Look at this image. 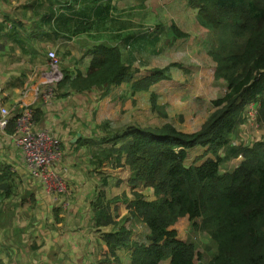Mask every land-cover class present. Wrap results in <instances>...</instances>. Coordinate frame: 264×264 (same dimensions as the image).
I'll return each mask as SVG.
<instances>
[{
    "label": "trees",
    "instance_id": "trees-1",
    "mask_svg": "<svg viewBox=\"0 0 264 264\" xmlns=\"http://www.w3.org/2000/svg\"><path fill=\"white\" fill-rule=\"evenodd\" d=\"M188 2L199 9L201 23L215 30L216 41L209 55L216 63V77L223 78L227 88L212 100L214 109L198 131H182L170 121L160 126L137 123L117 128L109 121L102 124L104 135L93 154L94 162L97 166L104 162L128 166L134 197L128 200L125 193L109 197L104 188L107 177L103 178V188L95 191L91 201L93 225H116L117 202L122 199L148 228L147 242L134 240L133 230L124 221L104 231L102 261L107 264H124L118 255L121 248L130 249L129 264H196L197 258L201 264H264V139L247 144L233 137L249 104L256 109L255 120L264 126V0ZM103 11L98 7V16L108 14ZM76 24L74 30L52 31L68 37L91 28L83 22ZM170 28L174 39L190 35L176 23ZM132 37L130 34L122 40L127 42ZM88 55L86 70L71 73L63 66L59 85H67V95L93 89L104 97L112 85L130 83L132 94L150 91V106L157 108L158 93L152 86L170 78L166 69L155 68L136 79L134 71L139 65L135 59L126 62L119 45L98 43ZM43 114L42 107L34 109L35 123L43 120ZM14 126L12 117L7 125L9 133ZM197 146L201 150L188 163ZM238 157L241 161L233 170H222L221 163ZM1 176L0 186L6 188L7 174ZM140 186L151 188L155 198L148 199L135 189ZM184 217L192 221L195 230L206 231L211 238L207 261L197 251L193 237H178L175 225ZM0 264H5L1 258Z\"/></svg>",
    "mask_w": 264,
    "mask_h": 264
},
{
    "label": "crops",
    "instance_id": "crops-1",
    "mask_svg": "<svg viewBox=\"0 0 264 264\" xmlns=\"http://www.w3.org/2000/svg\"><path fill=\"white\" fill-rule=\"evenodd\" d=\"M107 1L0 0V105L12 110L11 113L20 111L23 102L30 104L34 109L42 107L43 120L36 122V125L48 128L61 140L63 151L58 168L63 169L71 191L69 204L58 203L53 195L45 190L43 182L30 174L31 168L24 158V151L16 146L8 129L5 130L8 134L0 130V185L3 178L1 174H7V187L0 186V215L4 214L1 219L7 218L15 227L9 229L10 243L0 246V258L5 264H16V253L19 250L30 251L23 264H41L36 263L35 254L53 246L61 254L51 261V264H107L102 261L105 259L102 254L105 246L102 239L104 231L117 228L124 221L125 225L133 230V238L136 240L139 234H135L139 228L138 223L146 226L131 213L128 201L120 199L117 202V212L116 206L113 205L117 215L115 220L118 223L95 227L91 201L95 197V190L103 188V184L98 186L99 181L106 177L104 188H107L109 197L122 196L124 193L128 200L134 197V188H130L128 184L131 176L129 167H110L109 162L97 166L93 154L99 148L98 143L104 135L102 124L109 121L113 128L120 127V123L127 122L132 117L136 96L142 98L145 105H151V92L140 91L132 95L131 84L121 83L112 85L104 97H99L101 91L93 89L67 95L69 88L67 89L65 84L60 89L58 86L56 90L59 92L53 94L47 80L33 78L27 70L31 64L37 66L45 62V56L36 53L35 45L67 46V59L73 61L74 65L67 62L65 66L71 73L86 69L90 61L87 52L98 43L119 45L124 59L126 56L125 61L131 62L136 53V43H139L135 32L137 14L145 7H138L136 10L133 0H110L109 3ZM98 7L104 10L103 14H108L105 17L98 16ZM77 22L91 25V28L87 29V32L68 37H62L63 34L56 36L53 32L55 29L74 30ZM170 25L171 23L168 27L165 26L166 32ZM178 27L186 31L182 26ZM139 33L143 35V32ZM130 34H133V37L123 42L122 38ZM188 38L190 41L195 40L191 33ZM204 43L205 40L201 39L200 44ZM182 55L180 52V56ZM47 59L50 65L48 53ZM49 90L52 94L50 97ZM153 91L157 92L154 88ZM167 121L170 120L154 124L160 126ZM200 150L193 148L192 152L197 154ZM237 159L241 161V157ZM147 189L153 192L151 188ZM142 193L148 199H153L145 191ZM18 214H21L19 224L15 223ZM175 227L177 228V225ZM29 236L37 242H31L32 246L28 247L26 243L31 239ZM40 238L43 240L38 242ZM130 253L128 248L118 250L122 263H130Z\"/></svg>",
    "mask_w": 264,
    "mask_h": 264
},
{
    "label": "rangeland",
    "instance_id": "rangeland-1",
    "mask_svg": "<svg viewBox=\"0 0 264 264\" xmlns=\"http://www.w3.org/2000/svg\"><path fill=\"white\" fill-rule=\"evenodd\" d=\"M133 1L136 4V10L138 7H145V10L139 11L136 20V32L138 33L137 37H139V43H136V53L133 56V60L138 59L136 63H138L139 68L134 71L135 77L138 79L150 74L155 68H164L166 69V73L170 75V78L161 79L152 86L158 92L159 97L157 99L158 103L156 109H152L151 106L145 105V101L136 96L134 99L135 108L131 114L132 117L128 119L129 121L120 123L119 125L120 127L131 126L137 123L151 125L162 120H170L175 126L183 130L198 131L214 109L211 103L212 100L223 95L227 88L226 81L223 78L216 77V63L209 55V51L216 41L214 40L215 30L201 23L199 9L191 7L188 0ZM143 12L145 13L142 14ZM170 23H176L182 26L189 34H193L195 40L190 41L188 38L189 36L175 40L174 37H172V32H170V26L167 28L168 32L165 30V26L168 27ZM139 32H143V35ZM201 39L205 40L203 45L200 44ZM138 45L141 48H139ZM192 45H197V47L193 48ZM34 49L36 53L45 56V62L37 66L34 64L28 66L27 70L31 74L30 76L33 78L39 77L44 81L47 80L48 84L52 86L50 87V89H53L52 93H58L59 91L56 89L58 86V89H60L59 82L64 76L63 66L67 65V62L74 65L73 61L67 59V46L35 45ZM50 50L56 52L57 62H55V67L48 65L47 53H49ZM180 52L183 53L182 56H180ZM173 63H178L180 66H171ZM168 81L174 83L170 84ZM48 93L50 97L52 95L51 91L49 90ZM3 106L8 111L12 112V110L5 105ZM255 111L256 109L252 104L246 107L244 121L233 133L236 142L252 144L256 140L264 139V126L260 125L255 120ZM195 148L201 149L202 147L198 146ZM193 157L194 154L190 155L187 162L191 163ZM239 163L240 160L236 158L230 162L221 163V168L222 170H232V168ZM110 167H112L111 163ZM60 170L63 171V169ZM101 181H99V187L103 184ZM128 184L131 188L132 185L129 182ZM136 189L142 192L145 191L149 197H155L154 193L144 186H140ZM95 191H97V189ZM120 202L124 203L122 201ZM84 207L85 205L82 209ZM1 211L3 212L2 208ZM38 213L42 214L41 211H38ZM3 215L4 214L0 215V225L3 226L0 227V246H4L3 243H10L9 229L15 228L13 223H9L7 218L1 219ZM20 218L21 214H18L15 223L19 224ZM44 224H46V222ZM176 225L179 234L178 237L184 239L193 237L198 245L197 251L203 254V260L207 261L211 255V251L207 250L211 245V238L208 233L206 231L195 230L192 226V221L187 217L181 218ZM138 226V230L135 231V234L139 233L136 240L139 242H147L145 236L148 228L142 223H138ZM29 238H31V236H29ZM51 238L52 236L48 239L50 240ZM41 240L43 239H38V242ZM31 242L36 243L37 240L31 238L26 243V246H32ZM59 254H61V252H57L56 247L53 246L52 248L38 251V253L35 254V261L41 264H51V261H54ZM29 255V250H19L16 253V264H23ZM64 257L67 261V254H65ZM83 263L84 262H82V264ZM195 263L201 264L202 261L200 260L199 262L197 258ZM60 264L65 263L60 262ZM164 264H168V262L166 261Z\"/></svg>",
    "mask_w": 264,
    "mask_h": 264
},
{
    "label": "built area",
    "instance_id": "built-area-1",
    "mask_svg": "<svg viewBox=\"0 0 264 264\" xmlns=\"http://www.w3.org/2000/svg\"><path fill=\"white\" fill-rule=\"evenodd\" d=\"M48 56L51 67H55L56 52L50 50ZM11 117L15 119V126L10 136L16 146L23 149L24 158L31 168L30 174L43 182L45 190L58 203L69 204L70 187L63 171L58 168L62 156L61 140L48 128L36 125L34 108L30 104H22L21 110L16 113L0 105V130L4 132L7 129ZM4 133L8 134L7 131Z\"/></svg>",
    "mask_w": 264,
    "mask_h": 264
}]
</instances>
